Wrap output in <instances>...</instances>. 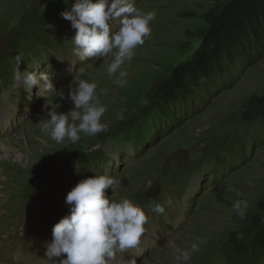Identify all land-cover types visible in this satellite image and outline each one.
Instances as JSON below:
<instances>
[{
	"label": "rangeland",
	"instance_id": "obj_1",
	"mask_svg": "<svg viewBox=\"0 0 264 264\" xmlns=\"http://www.w3.org/2000/svg\"><path fill=\"white\" fill-rule=\"evenodd\" d=\"M52 1L0 0V99L15 114L12 126L0 136V264H6L2 253L17 248L15 240L6 247L15 229L30 222L31 232L52 233L53 225L69 212L66 194L95 174L121 181L114 193L106 190L108 196L143 207L148 217L143 237L152 221L160 226V238L135 264H176L178 251L196 241L201 242L199 251L187 264H264V246L247 260L233 248V243H248L254 225L264 227V126L241 118L248 99L264 93V54L252 65L233 70L230 80L207 94L195 92L187 101L193 107L187 113L178 110L181 99L167 111L153 99L170 71L198 47L206 14L220 8L222 0H134L144 12L155 10L156 18L132 61L122 65L128 72L123 87L113 83L118 73H107L111 53L107 59L79 61L71 42L75 30L60 11L55 15L64 25L61 34L51 30L46 35L54 38L50 45L38 40L39 17ZM65 3L69 11L75 0ZM17 54L22 56L21 72L39 63V71L51 74L58 92L47 91L42 83L25 91L16 78ZM56 61L61 62L58 77ZM71 65V72L61 75ZM81 78L97 83L108 131L81 134L75 144L67 139L57 143L42 125L50 110L67 113L73 107L68 91ZM196 129H202L199 135ZM42 166L51 173L34 189L30 180ZM236 200L248 201L243 218L233 211ZM155 204L164 212L152 211ZM41 263L47 264L42 257Z\"/></svg>",
	"mask_w": 264,
	"mask_h": 264
},
{
	"label": "clouds",
	"instance_id": "obj_2",
	"mask_svg": "<svg viewBox=\"0 0 264 264\" xmlns=\"http://www.w3.org/2000/svg\"><path fill=\"white\" fill-rule=\"evenodd\" d=\"M60 15L75 30L71 42L79 61L107 59L112 54L107 73L110 77L118 73L113 83L120 87L127 83L128 76L122 65L132 61L134 50L150 36V23L156 18L155 10L144 12L135 7L134 0H75L71 9ZM21 61L22 56L17 54L16 78L25 91L30 93L42 83L47 91L58 92L51 82V74L39 71V63L34 62V70L21 72ZM97 88L96 82L82 78L72 83L67 98L73 107L67 113L50 110V118L42 125V131L57 143L67 139L73 144L81 139V134L91 137L107 132L109 122H102L107 108L97 96ZM59 93L63 98V92ZM118 118L123 117L118 115ZM201 131L196 129L195 134ZM120 184L119 179L109 174H95L71 188L65 196L69 212L53 225L52 239L45 245L48 264H109L116 251L123 252L139 244L148 217L143 207L130 199L116 200L106 194L108 189L114 193ZM248 207L247 200L233 203V211L240 218L245 216ZM151 210L164 212L160 204L151 206ZM200 243L193 242L187 250L178 251L176 264H187L192 253L199 251Z\"/></svg>",
	"mask_w": 264,
	"mask_h": 264
},
{
	"label": "trees",
	"instance_id": "obj_3",
	"mask_svg": "<svg viewBox=\"0 0 264 264\" xmlns=\"http://www.w3.org/2000/svg\"><path fill=\"white\" fill-rule=\"evenodd\" d=\"M222 3L216 11L206 14V27L198 32L199 45L191 57L174 67L168 79L155 90L153 99L163 107L162 110L167 111V106L181 99L178 110L187 113L193 108L187 101L194 98L195 92L207 94L212 87L225 82L226 78L230 80L233 70L262 59L264 0H222ZM65 9L67 5L64 0H53L50 7L43 11L35 30L38 40L50 45V40L54 38H47L46 35L51 30L61 34L64 25L60 24L55 14ZM241 118L252 126H264V93L248 99ZM254 226L253 235H247H250L248 243H233L241 259H249L255 250H261L264 246V227Z\"/></svg>",
	"mask_w": 264,
	"mask_h": 264
},
{
	"label": "water",
	"instance_id": "obj_4",
	"mask_svg": "<svg viewBox=\"0 0 264 264\" xmlns=\"http://www.w3.org/2000/svg\"><path fill=\"white\" fill-rule=\"evenodd\" d=\"M51 173V168L48 166H42L36 171L35 177L30 180V185L37 189L45 180H47L48 176Z\"/></svg>",
	"mask_w": 264,
	"mask_h": 264
},
{
	"label": "bare ground",
	"instance_id": "obj_5",
	"mask_svg": "<svg viewBox=\"0 0 264 264\" xmlns=\"http://www.w3.org/2000/svg\"><path fill=\"white\" fill-rule=\"evenodd\" d=\"M0 136H2V135H0ZM1 147H2L4 150L6 149V147H4V146H1ZM17 159H18V160L20 159V155H19V156H17ZM139 247H140V246H139V245H137V246H136V249H139Z\"/></svg>",
	"mask_w": 264,
	"mask_h": 264
}]
</instances>
